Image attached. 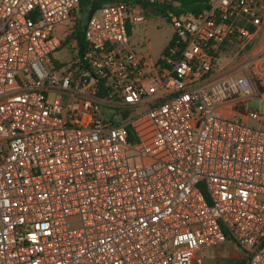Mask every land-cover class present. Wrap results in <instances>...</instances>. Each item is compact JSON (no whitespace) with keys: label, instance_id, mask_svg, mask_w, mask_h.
Listing matches in <instances>:
<instances>
[{"label":"built area","instance_id":"obj_1","mask_svg":"<svg viewBox=\"0 0 264 264\" xmlns=\"http://www.w3.org/2000/svg\"><path fill=\"white\" fill-rule=\"evenodd\" d=\"M168 18L154 59L130 41L140 3L0 0V264H205L226 231L264 264V115L222 111L264 92L218 63L227 40L251 43L261 8Z\"/></svg>","mask_w":264,"mask_h":264},{"label":"crops","instance_id":"obj_2","mask_svg":"<svg viewBox=\"0 0 264 264\" xmlns=\"http://www.w3.org/2000/svg\"><path fill=\"white\" fill-rule=\"evenodd\" d=\"M114 1L116 2L118 0ZM257 1L261 8V14L264 18V0ZM151 11L155 12L157 10L152 9ZM147 23L148 22L146 19V22L138 24L140 26L136 25L133 28L137 32H135L133 40L131 34L130 41L134 45L138 44L141 46L146 44V46H149L151 49V41H147ZM137 26L139 30H137ZM249 45L250 48H248ZM249 45L246 47H242V45H240L237 40H229L221 46L218 56L221 54V52H234L235 49H238V52H243L242 55L238 57L237 52L233 58H230L231 60L234 59V61L232 65L227 68V70L234 71L235 73L242 72V75L246 73H253L254 75H258V78H260L261 82L264 83V22L261 26L256 29L253 40ZM220 56L221 58L219 57V59L222 60V55ZM237 99L238 97H230L223 104L222 111L226 115L234 116L237 112H244L246 110V106L244 107V105L236 103ZM249 122L252 121L249 120ZM198 254L203 257L205 264H249V257L247 252L241 249L232 237H229L226 242L220 245L203 247L198 252Z\"/></svg>","mask_w":264,"mask_h":264},{"label":"rangeland","instance_id":"obj_3","mask_svg":"<svg viewBox=\"0 0 264 264\" xmlns=\"http://www.w3.org/2000/svg\"><path fill=\"white\" fill-rule=\"evenodd\" d=\"M154 8L157 9V11L152 12L150 10H148L146 12L147 15V30H148V38L147 41L150 40V45H151V49L149 46H146V44L144 45H138L135 44V47L137 49H147V50H151L152 56L154 59L159 58V56H161V54L163 53L164 49L166 48V46L169 44L173 33H174V29L173 26L169 20V18L163 14V12H161L159 10V6H153ZM140 26V25H138ZM137 26V30H139ZM135 29L131 28L129 26V35L131 36L132 34V40H133V36L135 34V32H137ZM72 31L71 28H67L64 26H60L58 27L56 34L58 35V37L60 38H65L70 32ZM145 37V36H144ZM134 43V42H133ZM238 52V49H235L234 52H221L220 55H222V60L219 59V57L221 58V56H218V63L219 65L227 70L228 67H230L234 61L231 60L230 58H233L234 55ZM243 52H238L237 56L240 57L242 55ZM53 58L55 61H65L67 59H69L70 57V52L69 50H67L66 48H61L60 50H57L56 52L53 53ZM230 59V60H229ZM237 75H242V72H237ZM253 74V73H252ZM254 79H255V85L256 88L259 90L264 91V83L261 82V79L258 78V75H254ZM232 98L238 97L236 95L231 96ZM230 98V97H229ZM246 108H250V109H256L261 111V113L264 115V94L260 99H252V100H248L246 102Z\"/></svg>","mask_w":264,"mask_h":264},{"label":"trees","instance_id":"obj_4","mask_svg":"<svg viewBox=\"0 0 264 264\" xmlns=\"http://www.w3.org/2000/svg\"><path fill=\"white\" fill-rule=\"evenodd\" d=\"M122 1L140 3L145 12L149 10V7L159 6V10L162 11L163 14L166 15L167 17L169 11H174L178 15H187L190 17H194L210 9L212 0H162L160 2L158 1L152 4L146 2V0H122ZM112 2L115 1L114 0H80V5L83 10L88 9L89 12H93L94 10L100 8L101 6ZM75 32H77V35L81 37L82 28L80 23H78V25L76 26ZM172 41H173V37L171 38L169 44ZM167 48L168 46H166L163 52H165ZM248 48H250V45L248 46ZM226 233L228 235V238L232 237L230 232L226 231Z\"/></svg>","mask_w":264,"mask_h":264},{"label":"water","instance_id":"obj_5","mask_svg":"<svg viewBox=\"0 0 264 264\" xmlns=\"http://www.w3.org/2000/svg\"><path fill=\"white\" fill-rule=\"evenodd\" d=\"M152 9H154V10H157L156 8H154V7H149V10L151 11ZM162 12V11H161Z\"/></svg>","mask_w":264,"mask_h":264}]
</instances>
